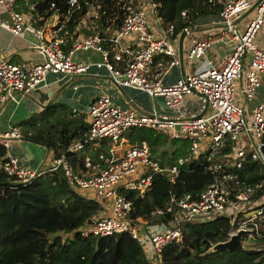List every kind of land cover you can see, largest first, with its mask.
Wrapping results in <instances>:
<instances>
[{"label": "built area", "instance_id": "built-area-1", "mask_svg": "<svg viewBox=\"0 0 264 264\" xmlns=\"http://www.w3.org/2000/svg\"><path fill=\"white\" fill-rule=\"evenodd\" d=\"M16 1L0 0V26L14 36H23L25 31L36 35L40 40L35 48L43 55V60L13 62L0 47V106L45 84L47 72L72 75L84 72L89 64H94L104 66L118 85L162 97L167 110L159 111L155 106L151 111L121 107L114 104L107 93L99 94L87 107L86 131L68 146V149L78 151L87 145H97L102 139L114 142L116 145L110 144L107 150L97 153V162L86 155L84 169L75 170L61 152L52 157V164L47 169H42L25 166L18 157L7 154L0 162L7 175L27 183L45 170H61L69 185L77 191L84 190V195L102 204L101 212L92 217L93 222L82 227L83 233L107 236L126 231L141 244L154 264H159L165 245L181 240L185 221H202L223 214L233 220L226 238L241 228L250 230L252 235L259 233L264 219V181L242 184L227 168L242 167L248 157L264 166V100L254 102L250 109L243 107L253 99L264 74V47L255 42L264 21V0L255 3L245 21L241 14L255 0H221L216 17L206 19L205 23L210 26L201 35L193 34L189 25L184 27L186 34H190L187 60L192 62L201 58L205 63L167 84L158 73L152 74L154 56L170 57L163 69L166 72L170 66L179 63L178 51L170 38L172 23L166 24L161 36H155L151 30L149 10L156 12L154 0L124 1L121 23L112 34L105 36L89 31L68 49L62 47L69 34L66 22L79 8V0H66L65 11L55 9L51 14L56 16L55 21L41 28L34 26L15 8ZM50 8H55L54 2L50 3ZM96 8L98 5L90 6L91 10ZM185 11H181L183 16ZM3 12L9 16V21L1 18ZM104 42L108 43L107 47ZM214 43L221 44L227 51L211 63L205 55ZM89 48L98 50L101 59L90 63L73 59L76 50ZM186 94L196 97V112H184L182 103ZM131 127L155 128L171 138H185L187 153L170 165H162L152 157L146 140L128 143L124 134ZM21 137L17 124L0 130V144L6 150L12 141ZM119 149H122L120 153L117 152ZM196 157L211 173L212 179L195 197L188 194L181 198L171 197L164 207L151 212L158 215L169 212L171 217L168 219H131L129 212L133 198L125 190H133L136 196L142 197L149 190L154 174H165L174 182L180 166ZM101 161L102 166L99 165Z\"/></svg>", "mask_w": 264, "mask_h": 264}, {"label": "trees", "instance_id": "trees-1", "mask_svg": "<svg viewBox=\"0 0 264 264\" xmlns=\"http://www.w3.org/2000/svg\"><path fill=\"white\" fill-rule=\"evenodd\" d=\"M124 1L79 0V8L66 22L69 34L92 4L98 5L99 16L94 19L97 32L102 34L106 27L118 28ZM154 1L161 22L173 24L171 36L198 19L216 17L221 6V0ZM51 2L55 3V8H50ZM30 4L35 7L34 13H44L38 24L55 9L63 12L67 6L66 0H17L15 8L29 10ZM182 10H186L184 16ZM72 41L73 38L69 39L63 49H68ZM16 124L24 138L49 147L54 156L65 153L75 170L83 168V152L68 149L88 127L83 113L77 115L65 103L52 102ZM124 135L130 144L146 140L152 157L162 165L174 163L187 152L185 138H171L155 128L131 127ZM161 143L164 144L161 146ZM109 145L107 140H100L94 154ZM262 151L264 154V146ZM6 155V147L0 144V162ZM99 164L104 165L102 161ZM227 169L235 173L242 184L264 181V166L249 157L242 167ZM211 179V173L202 167L199 157L183 163L174 182L167 175L156 173L144 196L125 190L133 198L129 216L134 221L168 219L169 212L165 215L151 212L164 207L171 197L181 198L186 194L195 197ZM101 208L98 200L69 185L59 169L45 170L30 182L21 183L0 167V264H154L141 244L126 231L107 236L83 233L86 219L97 215ZM232 223L233 220L223 214L202 221H185L181 240L163 247L159 264H264V219L259 233L253 235L260 245L247 246L241 242L233 250L209 249L215 242L226 239Z\"/></svg>", "mask_w": 264, "mask_h": 264}, {"label": "crops", "instance_id": "crops-1", "mask_svg": "<svg viewBox=\"0 0 264 264\" xmlns=\"http://www.w3.org/2000/svg\"><path fill=\"white\" fill-rule=\"evenodd\" d=\"M17 9L24 13L25 18L28 19V21L39 28L49 26L56 18L55 15L50 14L42 24H38V20L44 17V13H37V11L34 13L33 10L35 7L33 4L29 5V10L23 8ZM1 18L9 21V16L5 12L2 13ZM200 20H202V25L197 24L201 23L197 21L189 24L193 34L201 35L206 31L207 27L210 26V24L205 23V18H201ZM149 21L154 35H163L166 25L161 22L160 18L153 10H149ZM94 28L95 25L93 24V21L85 19L84 15L79 23L71 30V33L67 34V41L73 38V41L71 42L72 46L76 40L82 38L83 34L89 31H96ZM114 30L115 29L111 27H106L103 30L102 35L108 36L112 34ZM72 35H74V37H72ZM189 37L190 34H185L182 41V61H180L178 54L179 63L170 66L166 72H163V69L167 67L170 57L164 54H156L154 56L152 74L158 73V76L161 77L163 83H172L181 74L192 71L195 68L198 69L204 65L205 61L201 58L192 62L187 60L186 52L189 44ZM170 38L178 51L179 34L171 36ZM39 40L40 39L32 32L25 31L23 36H14L10 30L0 26V47L13 62L42 61L43 55L35 48V44L39 42ZM255 42L258 46L264 47V21L255 36ZM104 46L107 47L108 43L104 42ZM226 51L227 49L221 44L214 43L206 52L205 58L211 63H215ZM72 57L74 60L90 63L100 60L101 53L92 48L78 49L73 53ZM102 93L110 95L112 102L121 107L132 106L141 111H151L152 107L155 106L159 111L164 112L167 110L163 105L162 97H152L143 90L118 85L112 80L109 72L104 66L89 64L86 71L72 75L47 72L45 75V84L36 86L27 94L19 96L17 100H8L3 103L0 106V130L6 129L11 124H16V122L28 117L31 113L44 108L43 105H46L49 102L65 103L75 114L78 115L83 113L84 119L88 122L89 117L87 107L97 95ZM237 95H239V93H237L236 96ZM185 97L186 96H184L182 103L184 112L196 111L198 109V101L196 99H191L190 97H186V100ZM236 99L239 100L237 97ZM261 100H264V74L261 75L260 83L255 90L253 99L249 102L251 104L248 109H250L254 102ZM196 106L197 109L195 110ZM97 145H87L84 149L78 151L83 152V158L86 155H90L94 158V162H97L98 152L96 155L93 152ZM186 153L187 152H185V154ZM7 154L15 155L18 157L20 163L25 166L42 169H47L52 164V157L54 156L49 147L26 139L23 136L10 143L7 148ZM82 169H84V166ZM79 191L81 190H78V192ZM80 193L82 194L83 192Z\"/></svg>", "mask_w": 264, "mask_h": 264}, {"label": "water", "instance_id": "water-1", "mask_svg": "<svg viewBox=\"0 0 264 264\" xmlns=\"http://www.w3.org/2000/svg\"><path fill=\"white\" fill-rule=\"evenodd\" d=\"M257 1L258 0H255L254 2H252L250 4V6L245 11L242 12L241 17L245 16L247 13H249ZM185 34H186V29L183 28L181 30V32L179 33V38H178V54H179L180 61H182V58H183L182 57L183 56L182 41H183ZM49 104H50V102L46 105H43V107H46ZM92 222H93V218L89 217L86 219L84 225L91 224ZM243 235H247V238L253 237L250 230L241 228V229L236 230L233 233H230L228 238H226L222 241L215 242L214 244H212L210 246L209 249H211V250H214L216 248H222V249H226V250L236 249L241 245V239H242Z\"/></svg>", "mask_w": 264, "mask_h": 264}, {"label": "rangeland", "instance_id": "rangeland-1", "mask_svg": "<svg viewBox=\"0 0 264 264\" xmlns=\"http://www.w3.org/2000/svg\"><path fill=\"white\" fill-rule=\"evenodd\" d=\"M122 8H123V4H122ZM150 13H152V12H150ZM251 15V12H249V13H247V15L246 16H244L243 18H242V21H245L246 20V17H249ZM98 16H99V12L97 11V8H96V10H89V12L85 15V19H87V20H92L93 21V24H94V19H97L98 18ZM206 21V20H205ZM197 22H200L199 20L197 21ZM197 24H199V25H202V22L201 23H197ZM95 25V24H94ZM245 65H244V62H243V67H244ZM187 98L188 97H190L191 99H196V97L195 96H192V95H185ZM185 97V98H186ZM187 98H186V100H187ZM237 98L238 99H240V96L239 95H237ZM194 102V101H193ZM191 103H192V101H191ZM251 103H249V102H246L245 104H243V107H244V109H248L249 108V105H250ZM197 109V106L195 107V110ZM197 111V110H196ZM195 111V112H196ZM246 120L247 121H249V118L247 117L246 118ZM109 142V141H108ZM110 144H112V145H116L114 142H109ZM164 144V143H163ZM162 143H161V146L163 145ZM122 151V149H119L117 152L118 153H120ZM81 192H83V193H85V191L84 190H81ZM101 212V211H100ZM99 212V213H100ZM98 213V214H99ZM241 242H242V244L243 245H247V246H258V245H260V242H259V239L256 237H252V238H247V236H244V237H242V239H241Z\"/></svg>", "mask_w": 264, "mask_h": 264}]
</instances>
